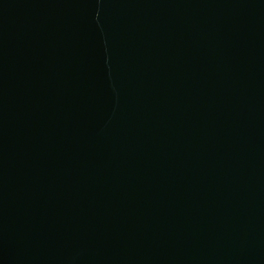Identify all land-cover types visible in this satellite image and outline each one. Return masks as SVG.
Wrapping results in <instances>:
<instances>
[{
    "label": "water",
    "instance_id": "water-1",
    "mask_svg": "<svg viewBox=\"0 0 264 264\" xmlns=\"http://www.w3.org/2000/svg\"><path fill=\"white\" fill-rule=\"evenodd\" d=\"M0 264H264V0H0Z\"/></svg>",
    "mask_w": 264,
    "mask_h": 264
}]
</instances>
